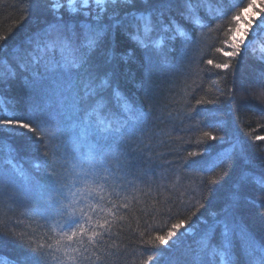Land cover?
I'll list each match as a JSON object with an SVG mask.
<instances>
[{
  "label": "trees",
  "instance_id": "16d2710c",
  "mask_svg": "<svg viewBox=\"0 0 264 264\" xmlns=\"http://www.w3.org/2000/svg\"><path fill=\"white\" fill-rule=\"evenodd\" d=\"M249 2L214 0L213 11L207 13L211 23L201 18L202 23L195 25L194 31L182 29L185 36L177 37L179 43L166 40L165 54L154 58L172 67L170 73H160L162 64L147 65L146 53H153V48L136 50L121 70L118 80L121 94L135 101L143 119L129 124L125 130L122 149L128 155L120 158L124 172L117 174V186L103 193L105 200L110 198L113 204L128 207L107 216L113 223L95 250L92 257L95 264H144L154 254L151 241L155 236L167 238L171 226L185 220L190 221V227L182 228L179 239L173 238L174 243L170 241L172 247L156 245L166 248L161 253L164 260L183 264L190 251L195 254L196 240L207 229L203 222L212 223L214 213L222 218L224 210L232 204L240 178L258 177L264 159V140L256 139L264 137V33L259 30L251 36L250 44L233 60L224 54L225 43H229L235 26L232 17L241 16L244 13L241 10ZM258 3L263 5L261 0ZM48 18L47 0H0V37L11 33L3 57L8 62L0 64L1 72L5 70L0 75L5 80L0 86V109L29 114L20 109L27 108L33 98L24 96L21 86L27 87L37 68L29 65L24 71L16 65L30 51L29 37L43 28ZM130 44L134 46V42ZM55 55L57 59H71L73 52L57 48ZM217 64L229 67L217 68ZM149 69L150 79L141 86L139 76L147 75ZM43 71L42 60L39 72ZM240 80L247 86L238 94ZM33 119L35 135L43 136L41 145L49 146L51 158V149L58 143L51 139L54 128L42 123L39 114ZM205 132L217 139L205 137ZM19 144L0 140V172L13 178L11 183L0 184V236L23 234L25 239L34 236L37 242H44L41 240L44 237L54 244L57 237L33 211L38 195L25 194V177L42 181L45 175L43 170L37 173L34 168L41 162L38 157L43 156L44 149L41 145L25 149ZM223 145L226 147L220 148ZM214 179L218 183H211ZM13 185L20 187L15 189L19 191L15 199L10 194L13 189H8ZM259 188V184H247L244 207L235 215L237 227L233 239L242 255L246 242L241 232L248 233L258 245L264 243L260 239L264 235V222L255 215V209L261 205ZM109 192L119 195L109 197ZM105 216L106 213L101 219ZM222 230V224L217 226L214 239L220 238ZM4 241L0 242V264H18L27 252L8 241L7 236Z\"/></svg>",
  "mask_w": 264,
  "mask_h": 264
},
{
  "label": "snow or ice",
  "instance_id": "6c2138e0",
  "mask_svg": "<svg viewBox=\"0 0 264 264\" xmlns=\"http://www.w3.org/2000/svg\"><path fill=\"white\" fill-rule=\"evenodd\" d=\"M213 2L47 0L50 18L45 20L43 28L29 37L30 51L16 65L24 71L29 65L37 68L27 87L21 86L22 94L33 98L27 108L20 109L29 114L0 109V140L19 141V146L25 149L41 145L43 136L35 135L33 127L36 114L42 123L54 128L51 139L58 143L51 149V158L49 146L43 144V156L38 157L41 162L34 165L37 173L43 170L45 175L42 181L25 177V194L34 192L38 195L33 211L57 239L53 244L44 237H41L44 242H37L34 236L25 239L23 234H4L8 241L27 252L18 264H95L92 257L100 239L112 227L113 222L107 216H114L119 208L128 207L127 204L115 205L110 198L105 200L103 193L117 186V174L124 172L120 158L128 155L126 149H122L125 130L129 124L143 119V113L135 108V101L121 94L118 82L121 70L128 65L136 50L159 49L166 40L179 43L177 37L185 36L182 29L194 31L195 25L202 23L201 18L211 23L207 13L213 11ZM261 3L264 4V0ZM256 6L257 0H250L241 11L247 12ZM215 18L219 19L218 16ZM232 19L239 23L243 17L236 14ZM261 19H264V11ZM248 26L252 27L251 20ZM240 31L237 26L235 32ZM244 32L243 36H231L233 51L224 53L226 56L241 54L242 47H246L247 29ZM10 36L11 33L0 37L3 41L0 43V64L8 62L3 57ZM130 42H134V46ZM57 48L71 49L72 58L57 59ZM42 60L44 71L40 73ZM216 67L227 69L229 65L217 64ZM12 75L15 76L16 72L13 71ZM150 75V69L147 75L140 74L141 86L146 85ZM4 82V77L0 76V86ZM204 136L210 137V133L205 132ZM210 138L217 139L215 136ZM256 139L264 140V137L257 136ZM12 180L7 173L0 172V184ZM211 183L218 181L214 179ZM251 183L260 185L261 205L255 209V215L264 222L262 159L258 177L244 175L240 178L233 191L232 204L224 210V216L220 218L214 213L212 223L203 222L207 229L196 240L195 254L190 251L183 264H264V243L258 245L248 233L241 232L246 242L242 255L233 239L237 227L235 215L243 209L244 189ZM108 194L111 197L119 192ZM159 211L162 212L163 208ZM168 212L171 213V207ZM105 213V218L101 219ZM221 224L220 238L214 239L217 226ZM186 226L190 227V221L180 220L171 226L167 238L155 236L151 241L154 254L144 264H172L170 260H164L161 253L172 247L173 238L179 239L180 230ZM4 236H0V242H5ZM260 239L264 242V235ZM157 244L166 248H158Z\"/></svg>",
  "mask_w": 264,
  "mask_h": 264
},
{
  "label": "rangeland",
  "instance_id": "374dc122",
  "mask_svg": "<svg viewBox=\"0 0 264 264\" xmlns=\"http://www.w3.org/2000/svg\"><path fill=\"white\" fill-rule=\"evenodd\" d=\"M262 11H264V4L260 5L259 3L257 4L255 9H249L247 12L244 11V13L241 14V17H243V19L240 20L239 23H237V21H234L235 26L232 29L231 36L233 34H235L236 36H243L245 34L244 30L247 29V37L245 40V44H246V46H248L250 44V37L251 36H253L259 30L264 33V19H261ZM249 20H251V22H252L251 28H249V26H248ZM237 26H239L241 29V31L238 33L235 32V29L237 28ZM166 45L167 44L165 41L160 46L159 49L153 48L155 53L154 52L153 53H146L145 60L147 61V65L150 64L153 67L154 66L158 67L159 64H162V61H161L162 59L154 58V56L159 57V55L162 56L163 54H165ZM225 45H226L227 52L233 51V48L231 47V37L229 39V43H227V44L225 43ZM244 48L245 47H242V49H244ZM230 58L233 60V58H235V57H230ZM181 59H182V57H181ZM171 69H172V67H170L169 65H163L162 64L160 67V73H162V74L166 73V72L170 73ZM4 71L5 70L2 71V74ZM243 77H244V75H243ZM239 84H240V89L239 88L237 89L238 94L242 90V88L245 87L246 83L244 82V80H240ZM220 141L221 140H219V142ZM224 147H226V145L220 146V148H224ZM18 188H20V187H18ZM8 189L11 190V188H8ZM15 189H17V188L15 187L13 190H11L12 192L10 193L11 197H14V199L17 198L16 195H19V194H17V193H19V191H15ZM21 198H23V195L21 196Z\"/></svg>",
  "mask_w": 264,
  "mask_h": 264
},
{
  "label": "bare ground",
  "instance_id": "6f19581e",
  "mask_svg": "<svg viewBox=\"0 0 264 264\" xmlns=\"http://www.w3.org/2000/svg\"><path fill=\"white\" fill-rule=\"evenodd\" d=\"M0 75H3L2 72H1V69H0ZM14 187H11V189H14L15 187H19L17 185H13Z\"/></svg>",
  "mask_w": 264,
  "mask_h": 264
}]
</instances>
